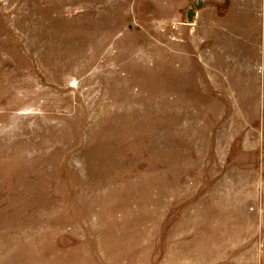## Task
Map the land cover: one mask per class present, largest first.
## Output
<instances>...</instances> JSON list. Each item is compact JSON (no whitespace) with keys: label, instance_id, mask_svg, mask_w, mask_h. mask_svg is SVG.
<instances>
[{"label":"rangeland","instance_id":"rangeland-1","mask_svg":"<svg viewBox=\"0 0 264 264\" xmlns=\"http://www.w3.org/2000/svg\"><path fill=\"white\" fill-rule=\"evenodd\" d=\"M0 0V264H264V0Z\"/></svg>","mask_w":264,"mask_h":264},{"label":"water","instance_id":"water-1","mask_svg":"<svg viewBox=\"0 0 264 264\" xmlns=\"http://www.w3.org/2000/svg\"><path fill=\"white\" fill-rule=\"evenodd\" d=\"M203 5V0H197V4H192L191 8L187 12V21L189 24L193 22V18L196 15V11L194 10L195 8L197 10L201 9Z\"/></svg>","mask_w":264,"mask_h":264}]
</instances>
